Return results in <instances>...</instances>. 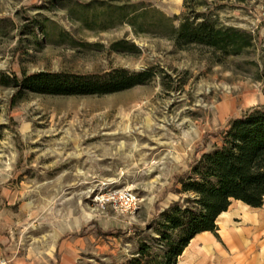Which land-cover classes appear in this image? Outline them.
Returning <instances> with one entry per match:
<instances>
[{
  "label": "rangeland",
  "instance_id": "obj_1",
  "mask_svg": "<svg viewBox=\"0 0 264 264\" xmlns=\"http://www.w3.org/2000/svg\"><path fill=\"white\" fill-rule=\"evenodd\" d=\"M242 29L225 53L179 46L185 15ZM145 82L105 94H51L5 84L46 71ZM264 105V0H0V264H40L58 235L70 264H126L162 212L193 194L174 176L222 144L233 117ZM130 187L133 215L94 200Z\"/></svg>",
  "mask_w": 264,
  "mask_h": 264
},
{
  "label": "trees",
  "instance_id": "obj_2",
  "mask_svg": "<svg viewBox=\"0 0 264 264\" xmlns=\"http://www.w3.org/2000/svg\"><path fill=\"white\" fill-rule=\"evenodd\" d=\"M179 46L202 44L225 53H239L251 45V35L232 26L216 24L205 13L185 15L175 28ZM147 73L129 75L126 70L94 79L80 75L41 71L30 75L5 76V84L23 91L51 94H105L145 82ZM222 144L204 152L189 166L186 177L174 176L181 193L193 194L183 203L159 213L149 228L156 235L143 239L126 264H178L179 257L196 234L216 232L218 217L234 199L252 207L264 205V105L233 117L220 134ZM83 228L79 234L85 235Z\"/></svg>",
  "mask_w": 264,
  "mask_h": 264
},
{
  "label": "crops",
  "instance_id": "obj_3",
  "mask_svg": "<svg viewBox=\"0 0 264 264\" xmlns=\"http://www.w3.org/2000/svg\"><path fill=\"white\" fill-rule=\"evenodd\" d=\"M216 232L203 231L190 241L178 264H264V205L252 207L234 199L218 217ZM97 223L89 221L80 230L58 235L54 255L40 264H70L62 245L71 236L85 237ZM85 228V235L79 232Z\"/></svg>",
  "mask_w": 264,
  "mask_h": 264
},
{
  "label": "built area",
  "instance_id": "obj_4",
  "mask_svg": "<svg viewBox=\"0 0 264 264\" xmlns=\"http://www.w3.org/2000/svg\"><path fill=\"white\" fill-rule=\"evenodd\" d=\"M94 200L101 208L110 207L118 214L133 215L140 207L141 197L130 187H121L99 192ZM1 264H7V261Z\"/></svg>",
  "mask_w": 264,
  "mask_h": 264
}]
</instances>
